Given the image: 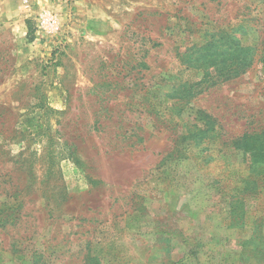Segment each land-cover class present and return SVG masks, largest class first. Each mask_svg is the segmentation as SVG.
<instances>
[{"label":"rangeland","instance_id":"1","mask_svg":"<svg viewBox=\"0 0 264 264\" xmlns=\"http://www.w3.org/2000/svg\"><path fill=\"white\" fill-rule=\"evenodd\" d=\"M237 26L262 43L264 0H0V264H264V154L220 145L264 128V64L169 98Z\"/></svg>","mask_w":264,"mask_h":264},{"label":"trees","instance_id":"2","mask_svg":"<svg viewBox=\"0 0 264 264\" xmlns=\"http://www.w3.org/2000/svg\"><path fill=\"white\" fill-rule=\"evenodd\" d=\"M239 30L241 26L207 33L199 44L191 45L183 53L177 54L181 66L202 73L201 78L193 83L179 81L173 85L169 98L178 114L182 113L184 106L203 90L245 74L254 64H264V39L256 47L245 46L236 37ZM194 120L200 127L194 124L195 131L188 133L189 138L197 141H202V138L214 141L220 136L216 131L215 120L209 115L199 112ZM220 145L257 152L255 155L262 157L264 128L256 132H246L229 142L222 140Z\"/></svg>","mask_w":264,"mask_h":264},{"label":"built area","instance_id":"3","mask_svg":"<svg viewBox=\"0 0 264 264\" xmlns=\"http://www.w3.org/2000/svg\"><path fill=\"white\" fill-rule=\"evenodd\" d=\"M37 29L42 35H57L60 33V26L56 22V20L50 15H43L38 20V24L36 25Z\"/></svg>","mask_w":264,"mask_h":264}]
</instances>
